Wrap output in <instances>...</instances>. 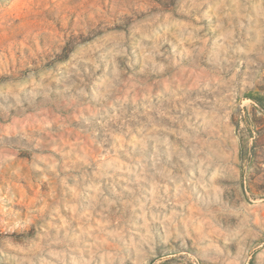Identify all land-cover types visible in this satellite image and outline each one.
<instances>
[{"label": "rangeland", "instance_id": "rangeland-1", "mask_svg": "<svg viewBox=\"0 0 264 264\" xmlns=\"http://www.w3.org/2000/svg\"><path fill=\"white\" fill-rule=\"evenodd\" d=\"M0 264H264V0H0Z\"/></svg>", "mask_w": 264, "mask_h": 264}]
</instances>
